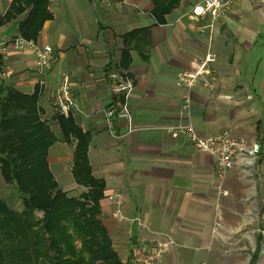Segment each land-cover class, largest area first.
I'll return each mask as SVG.
<instances>
[{
    "label": "crops",
    "instance_id": "0c3cea01",
    "mask_svg": "<svg viewBox=\"0 0 264 264\" xmlns=\"http://www.w3.org/2000/svg\"><path fill=\"white\" fill-rule=\"evenodd\" d=\"M129 1L133 5L105 7L103 0H49L50 17L36 40L50 44L57 60L40 86L34 54L7 43L6 54L0 53V101L7 86L24 94L39 87L38 105L56 135L48 151L49 168L68 196H79L86 188L72 177L74 144L63 140L51 110L56 86L68 79L82 109L72 116L91 133L89 163L93 175L105 182L101 218L119 256L130 254L127 233L131 229L146 251L165 244L182 254L193 253L197 262L202 253L215 248L211 238H216L218 201L252 200L256 210L257 198L264 195V0L236 2L226 17L215 21L209 16H187L200 0H181L164 23H157L150 13L151 0ZM17 2L0 0V43L20 34L19 23L30 7ZM134 30L138 31L127 41L131 61L123 68L122 36ZM207 52L215 55L211 68L216 88L212 91L198 83L191 90L192 107L186 113L181 104L187 89L177 84L176 74L197 71ZM119 77L133 82L127 97L113 92ZM117 103L125 104L130 115L115 120L116 136H112L103 110ZM187 115L201 135L228 130L260 143L257 196L234 169L225 181L228 195L218 200L214 158L186 136L163 129ZM110 194L123 199L126 220L112 218L116 205L108 201ZM17 207L22 209L21 200ZM226 211V220L238 213L232 206ZM133 218L141 224L132 223Z\"/></svg>",
    "mask_w": 264,
    "mask_h": 264
},
{
    "label": "trees",
    "instance_id": "16d2710c",
    "mask_svg": "<svg viewBox=\"0 0 264 264\" xmlns=\"http://www.w3.org/2000/svg\"><path fill=\"white\" fill-rule=\"evenodd\" d=\"M30 7L19 23V33L37 39L50 17L49 0H17ZM157 23L179 7L181 0H151ZM17 7V11L22 8ZM138 30L122 36L120 66L128 68L131 57L127 41ZM145 57V55H144ZM0 101V175L13 185L22 209L10 207L0 197V264L22 255L24 264H130L113 245L111 234L101 219L105 182L93 175L88 159L91 133L83 130L73 116H56L63 140L74 144L72 177L86 188L70 197L54 179L48 164L49 148L56 141L48 119H42L38 105L40 89L24 94L12 86L4 88ZM41 212L37 217L36 213Z\"/></svg>",
    "mask_w": 264,
    "mask_h": 264
},
{
    "label": "built area",
    "instance_id": "2783aa9c",
    "mask_svg": "<svg viewBox=\"0 0 264 264\" xmlns=\"http://www.w3.org/2000/svg\"><path fill=\"white\" fill-rule=\"evenodd\" d=\"M242 0H200L194 4L186 15L191 18H204L209 16L212 21L218 18L226 17L236 2ZM256 1V0H250ZM262 1V0H257ZM133 5L129 0H103L105 7H117L122 5ZM143 12V11H140ZM12 44V47L21 52H31L37 60V71L41 76L39 85H44V76L57 60V56L50 44H42L34 39H27L22 35L11 38L8 42L0 43V53L6 54V44ZM215 61V55L207 52L201 59L200 68L197 71L181 70L176 74V82L178 85L187 89L184 95L181 108L189 113L192 107L191 90L201 83L209 90H215V78L211 64ZM134 88L133 82L129 79L119 77L113 86V92L128 96ZM51 110L53 116H72L74 111L80 112L78 102L71 90L68 79L61 81L55 88L52 95ZM129 110L125 104L117 103L108 106L103 110V118L106 123L108 132L112 136L114 133V122L118 119L129 117ZM42 119H48L45 115H41ZM167 132L173 136H186L190 142L201 152H204L214 158L215 161V181L214 189L217 192L218 200L221 196L228 195L225 188V181L232 170H236L239 178L246 180L253 186L254 195H258L257 177L259 172V155L261 145L257 141H250L246 137H236L231 135L228 130L204 136L194 128L190 121L189 115L185 120L175 124L164 126ZM257 198V197H255ZM109 202L116 205V209L112 211L111 216L117 221L126 220V216L122 212L123 199L118 194H110L107 196ZM257 217L260 221L264 220V195L258 197ZM132 223L141 224L138 218L131 219ZM217 222V221H216ZM217 223H215V226ZM213 228V235L216 229ZM260 236L264 238V227L259 228ZM128 244L130 246V264H159L161 256L165 253V244H160L155 251L147 252L141 245V242L135 238L131 229L127 233ZM263 252V250H262Z\"/></svg>",
    "mask_w": 264,
    "mask_h": 264
},
{
    "label": "rangeland",
    "instance_id": "374dc122",
    "mask_svg": "<svg viewBox=\"0 0 264 264\" xmlns=\"http://www.w3.org/2000/svg\"><path fill=\"white\" fill-rule=\"evenodd\" d=\"M36 58V57H35ZM250 128V127H249ZM252 131V129H249ZM51 157V156H50ZM261 173L264 174V168L261 167ZM264 184V179H263ZM59 186V184H58ZM255 192V191H254ZM0 197L7 204L16 209L20 202L17 190L11 184L3 181L0 175ZM255 197V196H254ZM234 207L238 213L232 214L229 220L226 208ZM254 208V201L241 200L229 202L227 200L218 201L217 206V225L214 237L215 248L206 250L202 253L199 261H193L194 254H182L176 249H169L165 246V253L161 256L159 264H263L264 263V238L260 236L259 228L264 227V221H258L257 212ZM17 210V209H16ZM41 212L36 216L40 217ZM101 217V216H100ZM102 219V218H101ZM170 245L174 241L168 239ZM263 250V252H262ZM148 253L151 250L147 251ZM121 258L130 260V254L121 253ZM10 264H24L27 260L22 255L14 253L10 258L5 259Z\"/></svg>",
    "mask_w": 264,
    "mask_h": 264
}]
</instances>
